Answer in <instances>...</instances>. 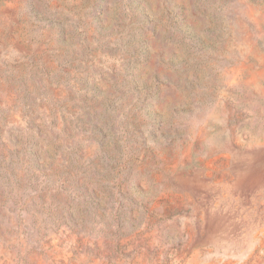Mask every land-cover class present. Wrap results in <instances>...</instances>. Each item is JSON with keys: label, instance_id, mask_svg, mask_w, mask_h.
<instances>
[{"label": "rangeland", "instance_id": "obj_1", "mask_svg": "<svg viewBox=\"0 0 264 264\" xmlns=\"http://www.w3.org/2000/svg\"><path fill=\"white\" fill-rule=\"evenodd\" d=\"M0 264H264V0H0Z\"/></svg>", "mask_w": 264, "mask_h": 264}]
</instances>
